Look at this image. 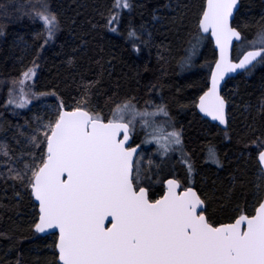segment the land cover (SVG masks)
<instances>
[{"label": "snow or ice", "instance_id": "6c2138e0", "mask_svg": "<svg viewBox=\"0 0 264 264\" xmlns=\"http://www.w3.org/2000/svg\"><path fill=\"white\" fill-rule=\"evenodd\" d=\"M131 7V0H113L107 26L118 30L120 11ZM239 12L240 0H204L187 54L179 61L181 66L191 64L201 43L214 38L218 56L204 62L206 84L191 103L225 125L228 100L221 81L229 72H250L264 63V24L249 39L241 30L247 22L238 21ZM29 15L42 23L39 56V49L55 38L62 23L50 0H38ZM127 36L137 51L147 43L136 28L129 27ZM234 38L242 52L236 59ZM68 59L71 63L73 58ZM37 68L33 57L12 78L8 103L26 106L49 94L35 90ZM92 83L86 81L87 87L67 105L59 98L47 118L36 117L35 127L24 133L30 146L27 153L14 155L7 144L0 145L7 158L3 162L10 165L8 175L29 189L34 207L38 205L32 227L54 235L51 248L57 264H264V191L251 209L237 205L226 221L214 218L208 196L192 184L195 162L168 107L151 99L140 106L135 96H124L101 111L89 99ZM50 92L59 97L55 89ZM261 107L264 110V99ZM259 140L258 163L264 175V137ZM153 141L158 145L153 152L167 157L178 151L186 165V176L169 174L160 194L150 191L155 187L152 165L157 169L159 165L142 149ZM205 159L223 163L212 144Z\"/></svg>", "mask_w": 264, "mask_h": 264}, {"label": "trees", "instance_id": "16d2710c", "mask_svg": "<svg viewBox=\"0 0 264 264\" xmlns=\"http://www.w3.org/2000/svg\"><path fill=\"white\" fill-rule=\"evenodd\" d=\"M37 3L0 0V145L7 144L14 155L30 149L24 133L36 125L35 105L19 108L7 98L12 78L35 57L39 64L34 87L48 92L49 99L63 98L67 105L87 87L86 81H92L89 99L101 111L124 96H135L140 106L145 99L164 103L175 126L183 130L184 148L196 167L192 184L208 196L209 213L224 222L237 205L252 208L264 191L258 163L259 138L264 137V63L224 86L222 94L230 105L227 130L199 115L191 101L205 87L208 65L204 62L217 56L213 42L205 39L191 64L181 66L179 61L187 54L204 0H131L132 7L119 15L118 30L105 23L113 0H50L62 27L39 49V56L42 23L29 15ZM237 19L242 25L247 22L241 30L251 39L264 24V0H241ZM129 27L147 40L138 51L127 36ZM239 54L237 45L234 59ZM209 144L215 145L222 164L205 159ZM6 159L0 153V264H57L51 248L54 235L41 237L35 232L32 224L38 208L29 189L8 175ZM183 159L181 153L164 157L157 152L153 160L159 168L152 166V190L160 194L169 174L183 179Z\"/></svg>", "mask_w": 264, "mask_h": 264}, {"label": "rangeland", "instance_id": "374dc122", "mask_svg": "<svg viewBox=\"0 0 264 264\" xmlns=\"http://www.w3.org/2000/svg\"><path fill=\"white\" fill-rule=\"evenodd\" d=\"M126 9V8H124ZM123 9V10H124ZM121 10L120 11V14L121 12L123 11ZM37 64H39V62H37ZM50 97H35L33 98V100L30 102V104L26 105V106H20L18 104H15L17 107L19 108H22V107H30L32 105H35L33 106L32 108L33 109V112H34V115L36 117H44V118H47L48 114L50 113L51 111V108L52 106L56 103L57 99L55 97L49 99ZM230 106V105H229ZM230 108V107H229ZM43 113V114H42ZM45 114V115H44ZM38 115V116H37ZM163 118V117H161ZM141 132V131H140ZM26 140V139H25ZM151 146H153L151 148ZM158 145L153 141V142H150L148 145H142V149L147 152L148 154L151 155L152 159H154V155L157 153V152H153L152 150L157 148ZM173 153H180V152H171L169 155H172ZM160 154V153H159ZM148 160V156L146 155L145 156V161ZM147 167V164L145 165ZM153 166V165H152ZM262 175V174H261ZM263 176V175H262ZM152 189H150L151 191Z\"/></svg>", "mask_w": 264, "mask_h": 264}, {"label": "water", "instance_id": "95a60500", "mask_svg": "<svg viewBox=\"0 0 264 264\" xmlns=\"http://www.w3.org/2000/svg\"><path fill=\"white\" fill-rule=\"evenodd\" d=\"M240 8H241V0H240ZM211 41H212L213 44H214V48H215V51L217 52V56H218V46H215L214 38H213ZM236 46H237V43H236V39L234 38V40H233V49H232V57H233V59H234V52H235V48H236ZM243 73H245V71H243V70H241V69H237L235 72H229V73H227V74L225 75L224 80L221 81V92H223V88H224V86L226 85V83H227L229 80L234 79V78H236L237 76H239V75H241V74H243ZM229 107H230V106H229V102H228V106H227L228 116H229ZM197 111H198L199 115H200L203 119L209 121L211 124H213V125H217V126H219L220 128H222L223 130H227V129H228V124L225 125V124H223L222 122H220V121H218V120H214L212 117H209L206 113H203L198 107H197ZM263 177H264V175H263ZM32 197H33V196H32ZM34 199H35V198L33 197V200H34ZM36 206H37V208H38V205H36ZM34 230H35V229H34ZM35 232H36L39 236H41V237H48V236L53 235V234H50V230H48V231H46V232H44V233L38 232V231H36V230H35Z\"/></svg>", "mask_w": 264, "mask_h": 264}]
</instances>
